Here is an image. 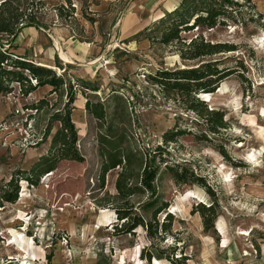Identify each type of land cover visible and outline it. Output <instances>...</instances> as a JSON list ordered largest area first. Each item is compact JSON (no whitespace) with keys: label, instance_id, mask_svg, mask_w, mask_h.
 Here are the masks:
<instances>
[{"label":"rangeland","instance_id":"obj_1","mask_svg":"<svg viewBox=\"0 0 264 264\" xmlns=\"http://www.w3.org/2000/svg\"><path fill=\"white\" fill-rule=\"evenodd\" d=\"M145 1L136 4L141 21L136 22L135 44L117 40L119 19L131 0L35 4L40 26L34 27L40 33L68 28L86 48H105L91 79L67 73L76 71L74 66L56 62L53 69L94 87L88 96L103 102L106 116L101 124L89 114L84 108L86 97L77 89L71 119L83 159L60 160L37 184L18 181V199L0 206V264H96L98 260L99 264H173L168 256L180 255L186 257V264H264V0H218L228 11L225 24L183 30L181 35L188 41L201 33L205 40L232 44L235 49L192 61L183 60L174 44L160 41L170 16L184 0H156L152 8ZM35 29L27 34L20 30L10 46L8 36L0 34V42L13 56L37 64ZM31 36L33 42L25 47ZM209 60L235 69L204 100L224 113L227 126L217 133L208 131L194 112L168 99L146 77L158 69ZM42 97L57 101V95L44 88L23 96L16 84L11 93H0V188L14 172L29 169L48 151L59 123H53L45 139V109L26 108ZM178 129L184 132L174 141H163L164 132ZM100 133L117 139L122 150L154 152L156 163L188 167L212 194L197 184L178 185L162 172L156 192L168 207L157 218L161 222L169 212L170 231L156 239L148 238L141 226L132 233L116 234L114 225L120 221L113 202L120 167L109 170L100 185ZM130 170L135 174L136 164ZM189 190L199 195L191 196ZM213 197L218 213L206 230L200 204L209 205ZM129 200L136 212V200L148 198L134 194Z\"/></svg>","mask_w":264,"mask_h":264},{"label":"trees","instance_id":"obj_2","mask_svg":"<svg viewBox=\"0 0 264 264\" xmlns=\"http://www.w3.org/2000/svg\"><path fill=\"white\" fill-rule=\"evenodd\" d=\"M42 2L43 0H0V34L8 36L6 42L8 46L23 27L40 25L35 15V10L38 8L34 9V6ZM187 2L184 0L181 8L174 13V16H170L172 18H169L170 22L162 32L160 41L163 44H174L179 56L186 61L201 60L234 50L235 46L232 44L205 40L201 33L188 41L182 37L183 30L210 29L216 25L225 24V18L228 15L223 3L218 0H194L188 4ZM58 16H62L60 10ZM233 72L235 69L218 66L216 61L209 60L191 67L158 69L154 73L147 74L146 77L159 86L168 99L194 112L202 119L208 131L217 133L227 126L224 113L219 109L208 107L200 98V94L214 92ZM15 84L23 96L40 86L49 85L51 87L49 94H56L57 101L50 103L42 97L26 108L34 109L35 112L45 109L48 115L42 132V137L45 139L50 134L54 122H58L59 126L51 136L47 153L34 162L29 169L14 172L1 186L0 206L4 202L14 203L18 199L20 179L30 184H37L40 177L55 169L60 160L83 159L76 147L77 129L71 119L77 89L86 97L84 108L89 114L101 124L106 116L103 102L91 101L88 96L87 92L94 91V87L86 86L74 77L66 78L63 74L56 73L51 67L13 56L0 42V93H11L14 91ZM183 132L184 130L181 129L168 130L163 133V141L165 143L174 141ZM98 143V153L101 157L100 185L103 186L105 174L109 170L120 167L115 181L117 194L113 202L116 217L120 221L114 225L116 234L132 233L136 227L141 226L148 238L156 239L163 238L170 231L172 215L166 212L161 222L157 218L158 214L165 212L168 207L166 201L159 200L156 192L155 182L162 172H168L178 185L197 184L212 194L204 180L184 165L156 163L154 152L147 154L139 150H122L119 141L110 137L108 133H100ZM161 148L157 146V150ZM134 164H136L135 174L130 170ZM133 181L135 184H132ZM134 194L138 197L146 195L148 198V200H136V212L134 203L129 200ZM215 201L213 197L209 205L200 204L199 211L206 230L213 226L217 217ZM147 258L150 260V254ZM168 259L173 264H186L184 255L175 258L168 256ZM96 264H99V260Z\"/></svg>","mask_w":264,"mask_h":264},{"label":"crops","instance_id":"obj_3","mask_svg":"<svg viewBox=\"0 0 264 264\" xmlns=\"http://www.w3.org/2000/svg\"><path fill=\"white\" fill-rule=\"evenodd\" d=\"M140 1L141 0H131L128 7L124 10L123 14L121 15L118 22L117 34V40L119 42L120 40L122 41L124 39H127L129 44H135V34L137 29L136 22L141 21L138 12H136V10H139V8L136 9V4L141 3ZM145 4L148 5L149 8H152L156 5V0H146ZM148 18L150 17L148 16ZM31 29H35V27H23L21 29L22 34H27L31 32ZM34 31L38 33V46L36 48L38 52V62H36L37 64L53 68L56 65V62H58L66 68L67 66L76 67V71H68L67 73H71L77 78L86 80L94 77L93 72L96 67L95 65L96 63L100 62V59L105 55L104 47L101 48L97 46H87L86 48L84 44H81L74 40L73 34L70 33L68 28H52V31L50 33L47 32V34L40 33L39 30L36 29ZM16 36L13 38L14 41H16ZM33 40L34 38H32V36L28 37V39H25L24 41V46L30 47V44L33 42ZM16 43L17 42H14V44ZM25 47H23V51ZM62 54H65L66 58H64ZM88 56H92V58L88 59L90 58ZM63 72H66V69H64ZM38 88H44L46 89V91H49L51 89L49 85L40 86Z\"/></svg>","mask_w":264,"mask_h":264},{"label":"bare ground","instance_id":"obj_4","mask_svg":"<svg viewBox=\"0 0 264 264\" xmlns=\"http://www.w3.org/2000/svg\"><path fill=\"white\" fill-rule=\"evenodd\" d=\"M64 58H66L65 54H63ZM45 66V65H44ZM219 88V87H218ZM202 96V98L204 99H208V96L210 95V93H201L200 94ZM209 100V99H208ZM250 161V160H249ZM188 193L191 195V196H198V192L197 191H192V190H189ZM200 200V199H199ZM113 214V213H112Z\"/></svg>","mask_w":264,"mask_h":264},{"label":"water","instance_id":"obj_5","mask_svg":"<svg viewBox=\"0 0 264 264\" xmlns=\"http://www.w3.org/2000/svg\"><path fill=\"white\" fill-rule=\"evenodd\" d=\"M201 98V97H200ZM203 100H205L204 98H202Z\"/></svg>","mask_w":264,"mask_h":264}]
</instances>
